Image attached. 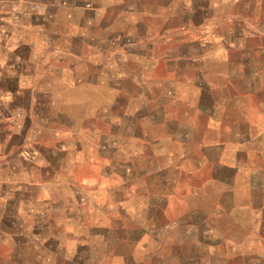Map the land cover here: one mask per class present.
<instances>
[{
    "label": "rangeland",
    "instance_id": "obj_1",
    "mask_svg": "<svg viewBox=\"0 0 264 264\" xmlns=\"http://www.w3.org/2000/svg\"><path fill=\"white\" fill-rule=\"evenodd\" d=\"M72 1L81 4V0ZM214 1L164 5L162 12L169 20L140 12L145 5L149 8L148 3L137 5L140 13L130 15H122L114 5L100 18H92L87 27L79 9L74 10L73 19L61 14L57 44L70 45L73 53L58 47L57 81L51 87L50 106L43 99L41 108L42 115L50 113L56 123L55 131L44 133L42 143V157L53 168L30 179L25 174V188L20 191H25L26 211L19 208L3 221L0 264H224L209 259L206 240L239 235L243 221L252 220L251 214L237 209L248 200V183L245 174L231 180L229 173L216 169L219 154L199 144L225 133L211 131L206 115L195 112L188 117L192 112L185 110L183 97L192 101L199 92L186 81L193 76L186 69L166 65L145 71V45L133 48L131 57L88 52V46L108 48L117 34L123 45L146 30L179 27L192 18L178 14L194 8L204 9L194 13L196 20L207 12L225 21L232 13L248 15L249 25L264 28V0ZM123 4L118 6L137 9ZM225 28L221 27L222 35ZM129 29L134 34H128ZM178 30L164 41L163 53H179L182 46L197 49L194 31ZM247 44L249 57L263 62L264 51L254 52V47L264 46V38H249ZM105 62L110 64L104 68ZM117 66L120 69H114ZM134 72L136 77L143 76L141 83H129L126 77ZM174 76L180 82L162 85L160 79ZM165 88L176 91L182 100L162 98ZM165 118L194 123L196 128L189 129L188 137H195L198 145L173 142L174 125L167 126ZM180 160L187 169L194 163L204 165L198 174L164 170L170 163L181 164ZM255 161L264 166L261 156ZM166 178H179L180 192ZM197 253L204 259H194Z\"/></svg>",
    "mask_w": 264,
    "mask_h": 264
},
{
    "label": "crops",
    "instance_id": "obj_2",
    "mask_svg": "<svg viewBox=\"0 0 264 264\" xmlns=\"http://www.w3.org/2000/svg\"><path fill=\"white\" fill-rule=\"evenodd\" d=\"M221 1L215 0L214 3ZM122 2L135 7L148 3L149 8L145 5L140 12L144 11L148 18L156 16L169 20L168 15L162 12L163 6L182 3V0H81V4L77 5L72 0H0V228H3L4 219L13 217L9 213H18L19 208L22 212L26 211L23 199L25 191H20L25 188V174L30 179L42 170L50 173L53 168L42 157V143L46 140L44 133L48 131L50 135L51 128L55 131L56 123L50 113L42 115V100H48L46 106H50L51 87L54 88L57 81L55 58L58 47L63 52L73 53L70 45L60 47L57 44L58 18L65 14L63 16L67 19H73L76 14L74 10L77 12L76 9H79L83 24L87 27L92 25V18H100L114 5L120 8L122 15L138 12V7L135 10L126 9V5L118 6ZM234 2L237 0H223V3ZM199 10L204 11L194 8L178 14L192 18L183 21L179 27H164L159 32L146 30L138 39L123 45L118 40L120 34H117V39L114 38L108 48L88 46V52L96 50L106 57L113 54L114 58L124 55L131 57L133 48L145 45V71L166 65L167 69H186L185 72L193 76L186 81L199 92L192 101H188V96L183 97L185 110L192 112L188 117L195 112L206 115L211 131L225 133L218 140L199 144L219 154L214 165L216 169L229 173L231 180L238 175H246L248 200L240 203L237 209L252 216L251 221H243L241 228L244 229L239 235H230L222 240H206L210 249L209 259H219L224 264H264V166H259L255 161L259 156L264 159V61L250 58L247 44L249 38L262 40L264 28L249 25L248 15L232 13L225 21H220L217 16L213 18L212 14L207 15V12L196 20L194 13ZM223 26L227 30L222 35L220 31ZM188 29L198 37L196 50L192 47L185 50L187 46H182L179 53H163L164 41L172 32L177 33L178 30L185 34ZM128 34L134 33L130 31ZM259 51H264L263 45L254 47V52ZM108 64L105 62L103 67ZM133 74L135 72L126 77L129 83H141L143 76ZM160 81L162 85L169 81L172 84L180 82L177 76ZM112 83L115 84L114 81ZM217 84L224 88H218ZM161 95L162 98L182 100L170 88H165ZM178 119L169 121L165 118L166 125H174L172 141L178 146L198 145L195 137H188L189 129L194 131L196 128L194 123L184 118ZM52 141L56 145L55 133ZM157 141L164 142L160 139ZM198 160L201 161L200 157ZM180 163H170L164 170L198 174L204 165L202 162L194 163L191 169H187L182 167V160ZM165 181L175 185L179 191V178H166ZM233 191L231 187L230 192ZM204 257L197 253L194 259Z\"/></svg>",
    "mask_w": 264,
    "mask_h": 264
}]
</instances>
